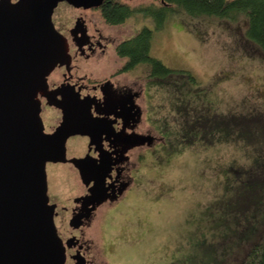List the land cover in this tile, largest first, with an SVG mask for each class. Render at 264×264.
<instances>
[{
    "label": "rangeland",
    "instance_id": "obj_1",
    "mask_svg": "<svg viewBox=\"0 0 264 264\" xmlns=\"http://www.w3.org/2000/svg\"><path fill=\"white\" fill-rule=\"evenodd\" d=\"M142 26L153 31L150 55L174 72L156 80L155 122L165 144L155 149L153 199L144 207L147 223L138 225L147 237L123 258L237 264L264 227V56L247 39L241 15L181 11L157 28L136 13L122 32ZM187 121L200 129L189 130ZM60 170L47 167L55 194Z\"/></svg>",
    "mask_w": 264,
    "mask_h": 264
},
{
    "label": "flooded vegetation",
    "instance_id": "obj_2",
    "mask_svg": "<svg viewBox=\"0 0 264 264\" xmlns=\"http://www.w3.org/2000/svg\"><path fill=\"white\" fill-rule=\"evenodd\" d=\"M134 1L102 0L87 8L61 1L52 14L55 29L66 39L69 60L46 77L49 97L38 94L44 132L56 130L64 111L72 126L88 132L71 134L65 143L68 160L84 159L82 173L70 161L46 163V175L47 167H61L58 192H52L47 175V194L65 248L64 264H129L124 254L141 247L147 237L138 225L147 223L144 207L153 199L155 149L165 144L155 122V92L161 88L156 80L170 74L157 76L151 60L119 52L123 42L148 27L124 34L122 28L135 14L114 24L103 8ZM200 127L187 121L189 130Z\"/></svg>",
    "mask_w": 264,
    "mask_h": 264
},
{
    "label": "water",
    "instance_id": "obj_3",
    "mask_svg": "<svg viewBox=\"0 0 264 264\" xmlns=\"http://www.w3.org/2000/svg\"><path fill=\"white\" fill-rule=\"evenodd\" d=\"M61 1L85 8L102 2L0 1V264L65 262L46 163L70 161L82 173L84 159L68 160L65 143L71 134L88 132L72 126L64 111L62 123L47 134L40 117L38 94L49 97L46 77L69 60L66 39L52 22Z\"/></svg>",
    "mask_w": 264,
    "mask_h": 264
},
{
    "label": "trees",
    "instance_id": "obj_4",
    "mask_svg": "<svg viewBox=\"0 0 264 264\" xmlns=\"http://www.w3.org/2000/svg\"><path fill=\"white\" fill-rule=\"evenodd\" d=\"M186 11L194 16H210L227 20H236L243 16L246 22L245 35L264 56V0H149L145 4L132 6L127 3L106 4L104 15L110 23H122L132 15L139 13L152 17L156 27L163 25L170 15ZM152 30L146 27L118 48L123 56L136 60L149 59L155 67L157 76H167L174 70L166 67L159 59L150 55ZM250 244V243H249ZM249 246V245H248ZM242 252L237 264H264V227L259 231L257 239Z\"/></svg>",
    "mask_w": 264,
    "mask_h": 264
}]
</instances>
